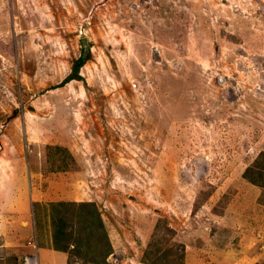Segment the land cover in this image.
Returning a JSON list of instances; mask_svg holds the SVG:
<instances>
[{
    "label": "rangeland",
    "instance_id": "obj_1",
    "mask_svg": "<svg viewBox=\"0 0 264 264\" xmlns=\"http://www.w3.org/2000/svg\"><path fill=\"white\" fill-rule=\"evenodd\" d=\"M260 159L264 0H0V264H264Z\"/></svg>",
    "mask_w": 264,
    "mask_h": 264
},
{
    "label": "trees",
    "instance_id": "obj_2",
    "mask_svg": "<svg viewBox=\"0 0 264 264\" xmlns=\"http://www.w3.org/2000/svg\"><path fill=\"white\" fill-rule=\"evenodd\" d=\"M82 59L75 62V64L73 65L72 68V73L65 79V82H68L72 79H76L79 80L80 77L78 76V70L79 68L82 66ZM254 174L256 175V179H250L251 176H254ZM245 177L246 180H249L250 183L255 182V184H260L261 182L264 181V163L263 161L260 159V161L255 162L254 165H251L249 167L246 168V170L244 171L243 174V178ZM254 184V183H253ZM261 187H264V184L261 183V185H259ZM66 205V204H65ZM64 206V204H63ZM59 211L57 210L55 213L57 214ZM70 214H73V212H71ZM77 222H80V231L78 232L77 236H80L81 234H83L82 239L80 240L82 243V246H84L86 248V252L84 255H82L80 253V247H77V245L79 244V241H75V234H71V233H67L66 230V226L67 222H69V219L72 217H58L57 219H53V248L55 250L64 252L66 254H68L69 260H68V264L70 263V258L71 260H75V259H79L81 264H88L89 260L88 257L90 255V245L88 243V241L90 239H97V237H95L94 234V230H95V220L93 217H90L89 215L84 214L82 211L77 210ZM84 220L87 221L86 224H89L88 227L84 226ZM100 221V220H99ZM103 227H99V229L101 230ZM74 244V245H73ZM76 245V246H75ZM109 254V251L107 250L104 254L103 260L104 258Z\"/></svg>",
    "mask_w": 264,
    "mask_h": 264
},
{
    "label": "crops",
    "instance_id": "obj_3",
    "mask_svg": "<svg viewBox=\"0 0 264 264\" xmlns=\"http://www.w3.org/2000/svg\"><path fill=\"white\" fill-rule=\"evenodd\" d=\"M44 250L43 248H41V250L38 252L39 256H41V259H44V260H47V264H56V263H60V258L61 259H64L66 257V255L64 253H61V252H51V258H49L46 253H44ZM63 256V257H60L59 256ZM65 261V260H64ZM63 261V263H64Z\"/></svg>",
    "mask_w": 264,
    "mask_h": 264
},
{
    "label": "built area",
    "instance_id": "obj_4",
    "mask_svg": "<svg viewBox=\"0 0 264 264\" xmlns=\"http://www.w3.org/2000/svg\"><path fill=\"white\" fill-rule=\"evenodd\" d=\"M39 263V257L37 255V251H33V254L24 256L22 258L21 264H38Z\"/></svg>",
    "mask_w": 264,
    "mask_h": 264
},
{
    "label": "water",
    "instance_id": "obj_5",
    "mask_svg": "<svg viewBox=\"0 0 264 264\" xmlns=\"http://www.w3.org/2000/svg\"><path fill=\"white\" fill-rule=\"evenodd\" d=\"M82 43H83V46H84V48H85V52H88V51H87V48H88V47H87V44H86V40H83Z\"/></svg>",
    "mask_w": 264,
    "mask_h": 264
}]
</instances>
